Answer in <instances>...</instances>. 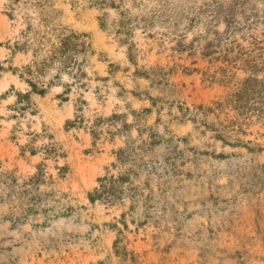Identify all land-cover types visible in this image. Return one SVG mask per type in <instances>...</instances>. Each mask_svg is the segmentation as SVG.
I'll use <instances>...</instances> for the list:
<instances>
[{
	"label": "rangeland",
	"instance_id": "rangeland-1",
	"mask_svg": "<svg viewBox=\"0 0 264 264\" xmlns=\"http://www.w3.org/2000/svg\"><path fill=\"white\" fill-rule=\"evenodd\" d=\"M0 264H264V0H0Z\"/></svg>",
	"mask_w": 264,
	"mask_h": 264
}]
</instances>
